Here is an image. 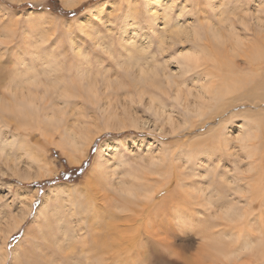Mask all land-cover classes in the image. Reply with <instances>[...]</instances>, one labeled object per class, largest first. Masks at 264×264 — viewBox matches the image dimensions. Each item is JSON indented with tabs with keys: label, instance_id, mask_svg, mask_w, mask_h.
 Segmentation results:
<instances>
[{
	"label": "rangeland",
	"instance_id": "rangeland-1",
	"mask_svg": "<svg viewBox=\"0 0 264 264\" xmlns=\"http://www.w3.org/2000/svg\"><path fill=\"white\" fill-rule=\"evenodd\" d=\"M79 1L81 3L71 9L67 7L68 3L65 0H0V92H3L4 96L7 93L6 91L13 87L14 83L17 82L18 85L25 82L23 78H25L27 72L22 67L25 64L36 67L38 71H41L40 75L43 78L46 77L48 73L42 72L43 58L44 60L51 58L50 61L53 59L52 62L56 63L58 75L73 79L67 81L73 89L78 87L79 75L82 73H92L98 78L100 76H112L111 79H126L130 77L129 73L135 68H132L129 72L124 70V67L131 65L142 64L150 65L157 70L164 69L168 66V62L176 63L183 53L189 52L196 46L191 40L185 39L183 35L169 41L167 37L165 43H162V36H168V30L163 29V23L168 19L170 20L171 31H180V28L176 26L178 22H180L182 28L185 27L184 29L194 28L208 31L213 26L225 29L231 21L239 28L243 36H250V38L247 37L250 46L252 44H258L259 48L264 46L262 45L264 44V37H262L264 36V30L257 25V17L264 18V5H262L264 0ZM223 18L225 19L222 20ZM245 20L249 21V26L252 29L250 32L244 30L241 24V21ZM41 37L45 39V42L42 46L39 44L41 52L36 49L38 52L36 54L34 50L36 42ZM99 44H107L108 49H103ZM74 46L80 47V53ZM250 46L249 51L252 50ZM37 55L39 59H36ZM236 59L233 69L237 73L239 72L241 77H245V81L250 77L248 79L249 83H247L248 87L244 85V87L237 89L231 95H225L220 100L221 107L226 103L225 108L221 109L225 110L224 113L220 115L210 114L203 120L188 117L190 119L189 126L183 132L172 135L162 134L153 129H145L139 132L128 130L122 132L118 130L106 131L95 138L93 144L89 147L87 157L81 163H75L69 161L68 157L55 146L60 139L58 133L53 139L55 144H48L38 131H34L30 140L36 145V148L43 150V152L41 151V157L45 156L44 160L51 166L54 174L29 182L17 176L0 172V237L4 242L6 241V234H3L2 231L8 229V225L14 217L20 216L24 212L29 203L27 199L30 196L28 195L34 192L37 193H35L36 196L31 202L32 208L27 221L8 239L7 249L9 254L4 264H83L86 262V256H90L92 262L97 263V249L94 248V242L103 243L106 242L108 237L113 239L117 236L120 242H125L123 237L127 236L125 235L127 226H121L120 224L123 229L113 227L114 225L109 226V221L112 220L109 217L112 208L109 204L106 205L108 198V201L118 200L123 202L113 189L115 177L122 175L113 172L115 169L121 170V166H117V163L121 159H126L128 164L125 166L126 168L124 167L125 169L131 168V165L137 167L140 163L146 162L150 157L157 154L161 156L164 154L166 162L164 159L163 165L159 166L160 169L157 168L158 176L155 173L149 177L152 178L148 184L152 187L151 189L156 190L154 191L156 193L153 194V197L151 196L152 199L148 202L128 200L127 203L131 206L132 212L123 213L120 221H118L119 223H126L124 217L130 215L137 220L134 221L135 223L133 222V226L137 227L139 231L141 230L142 238L145 236L147 238H144V245L142 246L132 248L123 246L126 252L121 253L122 261L119 264H175L173 262L175 260L181 264H196L201 257L200 254L205 252L203 247H205L209 231L215 232L214 236L219 238L218 243L221 246L230 244V239L234 241L235 234L232 231L229 232L230 234L227 233L230 238H227L221 232L223 224H227L226 220L221 218L218 215L219 213L214 218L204 209L206 200L202 194L205 192H203V189H206L209 196L213 195L212 199L214 201L227 205L228 203L229 205L236 204V199L240 195V198H243V195L249 196L246 189L242 190L243 193L235 191V189L232 190L226 181L229 176L246 173L248 169L244 154L240 150L238 151L239 141H237L239 126L245 123V119L248 117L247 120H252L247 122H252L248 124L249 126L256 122L259 125L262 124V130H258V132L255 130V133L257 136L259 135V139L261 138L258 140L260 142L256 141L261 144L258 153H264V54L254 55L249 53V55H238ZM260 60L263 61H261L262 66ZM254 64H257L258 67H254ZM247 68L250 70L248 71ZM53 74L55 75V73ZM194 76L193 72L183 80L188 82V86H190L192 84L190 82L195 80ZM253 85H256V87H252ZM161 87L163 90L155 89V91L158 96L163 98L162 100L168 108L172 106H168V90L165 88L164 83L161 84ZM185 89L188 88L185 87ZM238 90L240 91L237 92ZM121 97L127 99L128 94L122 91ZM225 97L226 100H224ZM50 103L58 106L56 101L53 102L52 97L47 102L49 107ZM226 107H229L230 110ZM68 109L72 113L83 112L89 116L94 113V107L84 96H74ZM175 109L174 115L179 111L177 107ZM138 111H140V114L144 113L143 108L139 107ZM94 115L96 116L95 113ZM226 119L227 126L223 129L220 125V128L219 123ZM0 121L1 126L3 123L1 119ZM16 124V121L11 123L12 132ZM219 129L221 130L218 131ZM222 130L227 135V143L225 141L220 142V132ZM22 133L23 131H21ZM261 134L262 136H260ZM201 136H203V139ZM112 144L118 146L115 155L111 153L110 145ZM225 144L228 147H225ZM149 147L151 152L147 151ZM167 154L171 161L168 159ZM186 156L190 157L188 161H186ZM102 163H104V169L94 168L98 164L101 167ZM163 169L167 171L165 172ZM100 172L104 173L105 176H99ZM242 183L245 187L246 181ZM56 185H71L74 190H78L74 199L77 207L79 203V209L76 213L74 212L73 215L68 214L69 210L65 209L70 205L68 201L65 202L64 199H61L59 203V207L61 206V210L64 211L65 218L75 217V221L86 219V202H88L91 195L93 198L96 197L97 201L95 203L97 205H103V207H100L97 217L87 218L89 231L85 240L82 236L77 240L72 239L68 244L64 241L65 238H63L58 220H48L46 222L44 220L45 216H43L37 223L33 222L44 197L49 194L50 188ZM86 190L88 191L85 193ZM180 194L184 196V200L191 201L190 203H193V205L195 204V212L187 215L183 214L182 216L177 213L175 203L180 204L184 201L181 198L183 196ZM197 196L201 198L197 199ZM25 203L27 204L25 205ZM133 209H135L134 213ZM146 209H148V212L143 215ZM54 210L49 211L46 216L53 218ZM59 216H62V214ZM252 216L254 219L251 217L250 225L255 232H258L256 226L259 225V216L255 214H252ZM145 217H147V220ZM181 219H185V221L181 222ZM148 220L152 221V224ZM99 221L103 225H98ZM115 222L117 225V221ZM127 222L132 223V221ZM239 223L237 225L233 222V225L239 226ZM68 224L71 226L69 221ZM217 225H220V227ZM223 230L225 229L223 228ZM231 233L234 235H231ZM148 235L150 238H148ZM158 239H160L159 242ZM65 243L70 247L67 248ZM61 245L65 247H61ZM231 245L228 246V249L231 248ZM103 247L106 249L105 245ZM213 248L211 253L214 251ZM88 249L91 250L89 253ZM208 252H210V249ZM248 253L246 251L241 253L240 261L230 264H260L250 258ZM203 262H205L204 264H215L210 259L202 260V263L199 262V264H203ZM107 264L113 263L108 260Z\"/></svg>",
	"mask_w": 264,
	"mask_h": 264
},
{
	"label": "bare ground",
	"instance_id": "bare-ground-1",
	"mask_svg": "<svg viewBox=\"0 0 264 264\" xmlns=\"http://www.w3.org/2000/svg\"><path fill=\"white\" fill-rule=\"evenodd\" d=\"M65 1L66 3H68L67 7H70L71 9H74L81 3L79 0ZM262 3V5H264V1H262ZM224 19L225 18H223L222 20ZM169 22L170 20L168 19L163 23V29L165 31L168 30V36H162V43H165L167 37L169 41L183 35L185 39L191 40L196 46L189 52L183 53L179 60L176 61V63L168 62V66L161 70H157L150 65H131L129 67H124V70L129 72L132 68H135V70L131 71V73L127 72L129 73L130 77H127L126 79H111L112 76H100L98 78V76L92 75V73H82L79 75L78 87L76 89H73L71 88V84L67 82L73 79H67L62 75H58V71L56 70V63L52 62L53 59L50 61L51 58L47 60L44 53L43 55L45 56L46 60H44V58L42 59V72L48 73L46 77L43 78L40 75L41 71H38L36 67L30 64L23 65L22 67L25 68V72H27V74H25V78H23L25 79V82L18 85L17 82L14 83L13 87L6 91L7 93H5V96L3 92H0V119L3 123V125L0 126V172L2 174L7 173L8 175L17 176L29 182L49 177L54 174L51 166L47 163V161L44 160L45 156H43V158L41 157L43 150H40V148H36V145H34V143L30 140L32 138L31 134L34 131H38L39 134H41L45 138L48 144H55V140L53 139L54 136L58 133L60 135V139L55 144V146L68 157L69 161L81 163L83 159L87 157L90 149L89 147L91 146V144H93L95 138L100 134L105 133L106 131L118 130L119 132H122L128 130L139 132L145 129H153L159 131L162 134L173 135L188 129L187 126H189L190 121L188 117H193L197 120H203L210 114L220 115L221 113H224L223 111L225 110L221 109L225 108L226 103L224 102L225 104L222 106V108L220 100L223 99L225 95H231L237 89L244 87V85H247L248 87L247 83H249V74V78L246 76L248 79L247 81H245V77H241L239 72L237 73L233 69L234 62L237 60L236 57H238V55H249V53H252L254 55L264 54V46H261L260 48L257 46L258 44H252L250 46V42L248 41L249 39H247L249 35H247L246 37V35L244 34L245 36H243L240 33L239 28H237V26L231 21L229 22V24H227L225 29L215 28L213 26L208 31L203 29L197 30L194 28L184 29L185 27L182 28L180 22H178V24L176 25L180 28V31H171ZM257 22V25L262 28V30H264V18L258 16ZM241 24L244 30H246L247 32H250L252 30L249 26L248 20L241 21ZM248 38H250V36ZM246 39L247 41H245ZM44 42L45 39L42 37L39 38L38 42H36V48L34 47L36 54L38 53L36 49L41 52V46ZM39 44H41V46ZM99 45L103 49H108L107 44ZM248 45L252 47L251 51H249ZM76 48L78 53H80V47L76 46L75 49ZM38 55L36 59H39ZM153 56L155 57L154 54ZM262 60H260V62ZM256 65L254 64V67ZM237 66L238 65L236 64V67ZM259 69L261 70L262 67ZM247 70L249 71L250 69L247 68ZM247 70L245 71L246 73ZM49 72H53L55 73V75ZM193 72L195 74V80H191L192 82L190 83L192 84L188 86L189 83L183 79ZM163 83L165 84V88L168 90V106L172 105L168 108L167 105L163 102V98L158 96L157 92L155 91V89L163 90L161 87V84ZM256 85H253L252 87H256ZM185 87L188 89L186 90ZM122 91L128 94L127 99H122ZM239 91L240 90H238L237 92ZM80 95L84 96L90 101V103L94 107V113L97 117L94 115V113L89 116L83 112L72 113L71 111H69L68 108L72 98L74 96L81 97ZM50 97H52L53 102H57L56 104L58 106L50 103L49 107L47 102ZM226 97L224 98V100L227 99ZM246 97L248 98V96ZM114 98L115 100L113 101ZM139 107L143 108V114L139 113ZM176 107L179 111L176 113V115H174ZM227 109H229V107ZM247 119H249V117L245 119V123H242L239 126L237 141H239L238 151L240 150L244 154V159L246 160L248 169L246 173L229 176V179H227L226 181L232 190L235 189V191H240L243 193L242 190L246 189L249 196L246 197V195H243V198H240V195L238 196V199H236V204L229 205L228 203L227 205L225 203H217L216 201H214L212 199L213 195L211 194V196H209L206 189H203V192H205L202 194L203 198L206 200L204 209L213 217L220 215L221 218H224L226 220L227 224H223L222 227V229L224 228L225 230L222 231L221 229V232L226 235L227 238H230L229 232L232 231L235 234L234 235L233 233H231V235L235 236L233 238L234 241L230 239V244L232 245L231 248L229 247L228 249V246L230 244L222 246L219 245V238H216L214 236L215 232L209 231L207 233V241L205 243V247H203L205 248V252L200 254L201 257L196 264H199V262L202 263V260L209 259L211 261H214L215 264L219 262L223 264H230L232 262L237 263L240 261V257H242L241 253H245V251L249 252L248 256L250 258H253L256 263L264 264V153H258V149L261 145L260 143H258L260 142L258 140H260L261 138L259 139V135L257 136V134L255 133V130L257 132L258 130H262V124L259 125L256 122L255 124L253 123V125L251 124L252 126H249L248 124L252 122H247L252 120ZM13 121L14 123L16 121L17 124L12 132L11 123ZM226 122L227 119L221 121L219 125H217H221L223 129H225L228 124V122ZM220 130L221 129H219L218 131ZM21 131H23L22 134ZM220 133V142L225 141V143H227V135L224 130H222ZM262 134L260 136H262ZM203 136H201V138ZM225 145V147H228L227 144ZM110 146L112 149L111 153L115 155L118 146L116 144H112ZM147 151L151 152L150 147L147 149ZM163 151L165 152V150ZM164 159V154H162V156L157 154L153 157H150L148 160H146V162L140 163L137 167H132L131 165V168L128 169H125L128 161L126 159L119 160L117 166H121V170L115 169L113 172L122 175L115 177L113 189L123 202L118 200L108 201V198L106 200V205L109 204L112 208L109 214V217L112 219L111 221H109V226L112 227L114 225L113 227L116 226L118 229L121 226H127L125 229V235L127 236L123 237V240L125 239V242H120L118 236L117 238L113 236V239H111V237H108L106 239V242L103 243L98 241L94 242V248L97 249V263L92 262L90 256H86V262L83 264H107L108 260L113 264H119V262L122 261L121 253L126 252L124 251L125 247L123 246L132 248L144 245V238L147 237L145 236L144 238H142L143 235L140 233L141 230L139 231L137 227L135 228L133 226L135 223L134 221L137 220H135L128 214V217L126 215V217H124L126 223H119L118 221H120L121 215H123V213L132 212L131 206L129 205V203H127L128 200H142V202H148L150 199H152L153 194L156 193L154 191L156 190L151 189L152 187L149 186L148 182L152 178L149 177L151 174L156 173L157 175V168L163 165ZM168 159H170V157ZM189 159L190 157L186 156V161H188ZM103 165L104 163H102V166L100 167V164H98L94 168L104 169ZM163 175L165 176V174ZM99 176L104 177L105 175L104 173L100 172ZM245 181L246 186L244 187V184L242 182ZM77 191L74 190L71 185L52 186L48 191L49 194H46L43 202L39 206V210H37V215L34 217L35 219L33 222L37 223L43 216H45L44 220L46 222L48 220H58L59 227H61L62 229L63 238H65L64 241H66L68 244L72 241V239L77 240L80 237L82 238V236L83 240H85L87 232L89 231V221L87 220V218L91 216L97 217V213L100 207H103V205H97V203H95L97 201L96 197L93 198L91 195L89 196L88 202H86V219L75 221V217L65 218L64 211L61 210V206L59 207V203L61 202V199H64L65 202L68 201L70 205H68L65 209L69 210V215H73V213H76L79 209V203L77 207L74 200ZM87 191L88 190H86L85 193ZM35 193L36 192L28 195L30 196L27 199L29 203H25V205L27 204V206L24 212L21 213L20 216L14 217L8 225V229L2 231L3 234H6V241L4 242L0 237V264H4L6 262L5 259L9 254V251L7 249L8 239L27 221L28 214L32 208L31 202H33L37 194ZM181 198H183L184 200V196ZM200 198H198L197 196V199ZM190 202L191 201L184 200L182 201V203L180 202V204L175 203V205L177 206L175 207L177 213H180L182 216L183 214L187 215L195 212L196 208L194 207L196 206H194L195 204L193 205V203ZM255 205H259L260 207H262L259 208ZM52 210H54V217L52 218L51 216H46V214ZM134 212L135 209H133V213ZM146 212H148V209L143 212V215H145ZM217 213L219 214L217 215ZM61 214L62 216H59ZM252 214L259 216V225L256 226L258 232H255L253 227L250 225V221H252L251 217L253 218L254 216H252ZM145 218L147 220V217ZM68 221L71 223V226L68 224ZM115 221H117V225ZM127 221H132V223H129ZM183 221H185V219H181V222ZM240 221L242 222L239 223ZM151 222L149 221L150 224H152ZM233 222L237 223V225L239 223V226L233 225ZM98 225L103 224L101 221H99ZM217 226L220 227V225ZM109 229L111 228L109 227ZM123 232L124 231L122 230V233ZM144 232L142 233L144 234ZM148 238H150L149 235ZM120 240L122 239L120 238ZM159 240L160 239H158L157 241L159 242ZM219 242L222 243L221 240H219ZM104 245L106 246V249L103 247ZM68 246L69 245H67V248L70 247ZM61 247L65 246L61 245ZM212 248L215 252L213 251L211 253ZM209 249L210 252H208ZM90 251L91 250L88 249V253ZM84 255L86 254L84 253ZM173 262L175 264H181L176 260ZM204 263L205 262H203V264Z\"/></svg>",
	"mask_w": 264,
	"mask_h": 264
}]
</instances>
